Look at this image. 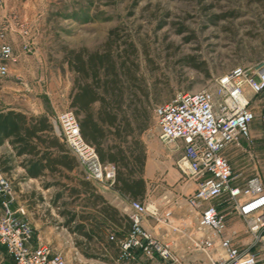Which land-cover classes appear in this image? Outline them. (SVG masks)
Segmentation results:
<instances>
[{
    "label": "rangeland",
    "instance_id": "374dc122",
    "mask_svg": "<svg viewBox=\"0 0 264 264\" xmlns=\"http://www.w3.org/2000/svg\"><path fill=\"white\" fill-rule=\"evenodd\" d=\"M0 30L13 58L0 59L7 66V74L0 77V108L14 107L31 115L39 106L45 108L51 134L64 146L55 118L63 110L73 112L64 96L69 79L64 65L67 51H100L110 42L127 57L129 75L121 77L123 86L129 88L124 97H137L140 103L134 105L137 112L133 105L126 111L135 138L144 140L151 151L152 166L146 174L150 190L160 193L169 190L164 154L168 161L174 160V166L180 151L158 139L153 107L168 101L176 91L211 87L231 67L260 62L264 58V0H0ZM254 121L256 129L249 128L245 147L264 183V129L259 128V120ZM0 156L7 157L2 172L24 200V219L29 225L37 229L38 218L47 217L57 224L56 229L41 234L39 242L49 245L68 264L112 263L93 239L79 236L77 220L96 223L93 204L97 200L88 198L77 180L47 170L38 177L29 176L26 156L16 155L7 142L0 146ZM70 174L75 179L83 177L94 189L108 187L107 181L86 179L80 167ZM231 216L224 218L225 224ZM67 219L75 224L64 226ZM229 223L235 225V242L243 246L249 237L242 220L235 216ZM53 241L60 246L52 247Z\"/></svg>",
    "mask_w": 264,
    "mask_h": 264
},
{
    "label": "built area",
    "instance_id": "2783aa9c",
    "mask_svg": "<svg viewBox=\"0 0 264 264\" xmlns=\"http://www.w3.org/2000/svg\"><path fill=\"white\" fill-rule=\"evenodd\" d=\"M0 30V59L12 58L11 46L3 41ZM7 74L0 61V77ZM264 93V58L251 66H234L217 76L211 87L193 92L176 91L163 103L156 104L153 117L158 139L181 151L175 160L180 175L197 183L186 202L196 212L194 231L187 235L189 248L205 254L211 264H264V183L248 178L242 187L230 186L231 167L223 155L229 144L249 140V124L254 114L251 99ZM58 136L75 158L84 177L111 186L114 167L102 164L93 146L83 140L77 120L70 109L55 118ZM226 192L233 210L243 222L249 237L243 246L234 240L235 230L227 228L224 216L216 208V199ZM15 192L11 181L0 170V264H68L49 245L34 239L33 228L24 219L23 204L12 207ZM128 231L115 240L118 264H131L140 254L151 260L171 259L166 243L156 239L141 225L149 214L156 223L170 224L169 209L157 213L136 199L128 201ZM112 239V236H109Z\"/></svg>",
    "mask_w": 264,
    "mask_h": 264
},
{
    "label": "trees",
    "instance_id": "16d2710c",
    "mask_svg": "<svg viewBox=\"0 0 264 264\" xmlns=\"http://www.w3.org/2000/svg\"><path fill=\"white\" fill-rule=\"evenodd\" d=\"M112 46L115 47L106 42L100 51H87L84 48L67 51L64 58L76 73L68 106L76 117L81 137L93 146L99 161L116 166L111 187L136 197L143 193L142 180L134 175L135 171L140 172L142 160L138 151L140 145L133 134L134 127L126 110L140 101L130 95L124 97V91L129 88L123 86L121 77L129 75L125 65L127 57L125 59ZM95 101H98V107L93 110ZM132 110L137 112L135 106ZM142 129L144 127L138 132ZM51 131V125L43 114L31 115L13 108H0V146L7 142L12 145L16 155L26 156V173L36 177L47 170L50 174L70 179L64 170L74 168L76 162ZM109 135L116 142L108 141ZM127 136H130L129 141L126 140ZM7 162V157L0 156L1 171L7 168ZM77 182L89 194L88 198L103 201L94 193L95 189L88 181L78 179ZM71 191L76 192L74 188ZM98 211L116 221L108 204L101 203Z\"/></svg>",
    "mask_w": 264,
    "mask_h": 264
},
{
    "label": "crops",
    "instance_id": "0c3cea01",
    "mask_svg": "<svg viewBox=\"0 0 264 264\" xmlns=\"http://www.w3.org/2000/svg\"><path fill=\"white\" fill-rule=\"evenodd\" d=\"M64 65L66 66L69 74V79L67 80L66 85L64 87L65 102L68 106L70 101V95L74 91V77L76 76V73L73 70L71 63H68L66 57L64 58ZM97 107L98 101H95L92 104V108L93 110H95L97 109ZM251 107L253 110L254 117L249 124V128L256 129L253 128L255 122L254 120H259L257 121L259 128L264 129V93H262L261 95H255L254 99H251ZM6 108H13L24 112L23 110L14 107H4L2 109ZM40 114L47 115L46 109L42 108L41 106H39L37 110L34 111L33 115ZM108 141H112L114 143L116 142V139L113 136L109 135ZM245 142V140L241 139L237 144H229L223 149V155L227 158L231 167L232 177L229 181L230 186L242 187L245 181L250 177H257L259 180H261V177L258 175L255 162L250 159L251 156L248 157V151L246 150ZM138 143L140 145L138 151L141 155L142 165L140 172L135 171L134 175L135 177L141 178L143 183V193L142 195H138L136 197L131 198L142 202L144 205H146L148 210L155 209L157 213H161L163 210L169 209L171 212L169 222L170 224L176 226L177 229L172 230L168 225L156 223L149 214H146L141 219L142 227L149 231L156 239L167 244V247L171 254V259H162L160 257H155L154 259L148 260L138 254L137 258L131 264H211L207 256L203 254L201 255L200 251L189 248V243L187 240V235H190L194 231L197 217L196 212L192 210L191 207L187 204L186 196L193 191L197 181L193 177H190L188 175H180L179 171L176 169V167H174L175 165L173 166L174 160L170 158L168 161V159L166 158L167 155L164 154L163 166L164 168H166V163H168L169 166L167 167L168 177L166 178H169V181L166 180L169 184V190H167L166 188L160 193L156 191H151L150 184L146 179V174L149 172L152 166L153 159L151 156V151L144 140H142L141 142L138 141ZM164 145L167 146V144ZM63 147L65 148L64 145ZM168 147L172 148L174 151L179 150L177 148H174L172 145H168ZM66 153L69 156H72L67 150ZM180 154L181 151L179 152V156ZM246 159H248V163H246ZM107 163L114 166V164L112 163ZM114 167L116 168V166ZM78 169L79 166L76 163V166L74 168L70 170L65 169L64 171L65 173H67V175H69L70 179L78 180L70 174ZM80 179H83V177H80ZM156 187H158V184L155 185L152 190L156 189ZM95 188L96 189L94 190V193L98 194L103 200L99 203L96 202L97 204L93 205V208L96 213V223H91L87 220H77V223L81 224L77 225L80 228L79 236L80 238L82 237L83 239L89 241L93 239L104 251V256L107 255L108 258L111 259V264H118L116 261L117 251L115 240L125 235L128 231L129 221L127 218V213L129 211V195L121 193L117 189H114L110 186ZM86 195L88 196L89 194L86 193ZM101 203H106L110 207H112L116 221L104 217L100 213V211H98V207ZM17 204L24 205V200H20L18 195L15 194V200L12 203V207H15ZM26 205L27 204H25V206ZM31 205H33V203H31ZM34 206H36V204H34ZM30 207L33 208V206ZM216 208L224 216V218L229 217V215H232L230 218H228L229 220L226 221V224L227 226H231L228 227L229 229H234L232 227H234L235 225L230 224L229 221L237 215L233 210L232 202L228 198L227 193L225 191L222 192L221 195L216 199ZM26 212L24 215L25 219ZM49 219H51V217H47L42 220L38 218L37 226H39V228L37 229L31 226L34 231V241H38L39 236L44 232L48 233L51 232L53 229H56V222L54 221L51 223ZM74 222L75 221L73 219H67V221L65 222L66 224L64 226L69 224L73 226L72 224H75ZM86 222L88 224H86ZM71 233L73 234L74 232ZM109 236H112V239H110ZM53 242L54 243L52 244V247L55 248L60 246L59 242ZM107 250H109V252ZM0 254L3 256L5 262L9 261V259L4 254L3 250H0Z\"/></svg>",
    "mask_w": 264,
    "mask_h": 264
}]
</instances>
